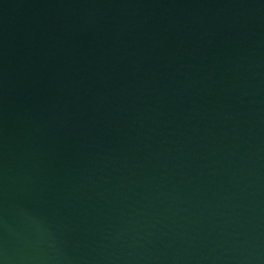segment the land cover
<instances>
[{
    "label": "water",
    "instance_id": "95a60500",
    "mask_svg": "<svg viewBox=\"0 0 264 264\" xmlns=\"http://www.w3.org/2000/svg\"><path fill=\"white\" fill-rule=\"evenodd\" d=\"M0 264H264V0H0Z\"/></svg>",
    "mask_w": 264,
    "mask_h": 264
}]
</instances>
